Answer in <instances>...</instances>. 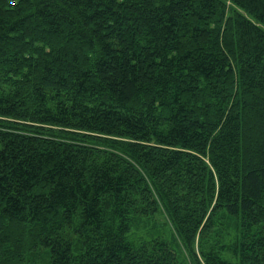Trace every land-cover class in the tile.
I'll list each match as a JSON object with an SVG mask.
<instances>
[{"label":"trees","instance_id":"1","mask_svg":"<svg viewBox=\"0 0 264 264\" xmlns=\"http://www.w3.org/2000/svg\"><path fill=\"white\" fill-rule=\"evenodd\" d=\"M0 264H264V0H0Z\"/></svg>","mask_w":264,"mask_h":264}]
</instances>
